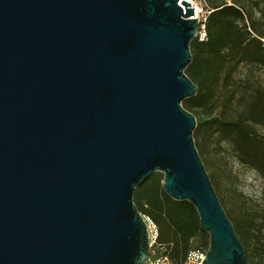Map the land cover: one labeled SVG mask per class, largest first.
I'll return each instance as SVG.
<instances>
[{
	"label": "water",
	"instance_id": "obj_1",
	"mask_svg": "<svg viewBox=\"0 0 264 264\" xmlns=\"http://www.w3.org/2000/svg\"><path fill=\"white\" fill-rule=\"evenodd\" d=\"M179 1L0 0V264H142L133 198L156 171L196 210L202 264H249L182 106L197 21Z\"/></svg>",
	"mask_w": 264,
	"mask_h": 264
},
{
	"label": "trees",
	"instance_id": "obj_2",
	"mask_svg": "<svg viewBox=\"0 0 264 264\" xmlns=\"http://www.w3.org/2000/svg\"><path fill=\"white\" fill-rule=\"evenodd\" d=\"M228 1L230 3L227 0H206L213 10L207 22V39L204 42L196 39L191 42L192 49L199 53V58L203 56L201 61L209 66L210 74L198 75L196 57L192 58L191 64L184 71L191 81L198 82L196 95L182 102L188 112L196 111L195 115L191 113L196 118L193 133L196 137L204 129L203 118L218 109V96L208 87V78L216 76L214 66L225 60V53L237 55V66L253 64L264 70V0ZM248 85V80H237V116L223 114L209 124L226 135V140L235 147L237 159L241 163L264 178V134H260L258 129L264 128V87ZM162 197L166 218L179 235L184 257L192 239L201 233L196 210L189 202L174 201L163 191ZM133 202L138 212L142 213L143 206L138 194H134ZM237 215L236 233L249 264H264V210L258 213L239 211ZM202 236L208 238L205 233ZM204 246L208 247L207 241Z\"/></svg>",
	"mask_w": 264,
	"mask_h": 264
},
{
	"label": "rangeland",
	"instance_id": "obj_3",
	"mask_svg": "<svg viewBox=\"0 0 264 264\" xmlns=\"http://www.w3.org/2000/svg\"><path fill=\"white\" fill-rule=\"evenodd\" d=\"M228 3H230L227 0ZM258 18V16H256ZM195 39L192 40V42ZM227 52V51H224ZM191 57L197 59L198 75L208 76L209 66L199 58V53L192 49L190 44ZM225 60L214 66L215 77H209V85L218 96V109L203 118L204 129L198 137L193 136L195 148L204 166L212 188L228 216L235 232H237V214L239 211L250 210L260 212L264 210V178L249 166L237 159V152L227 140L226 135L219 131L216 126L209 124L214 118L220 115L237 116V80H248L250 85L264 87V70L262 67L253 64H239L237 66V55L224 54ZM194 85L198 83L192 80ZM233 96V99H231ZM209 108L211 107L208 106ZM196 114V111L191 112ZM260 134H264V128H258ZM164 174L156 171L147 177L136 187L134 194H138L141 205L150 216L157 219L162 228V241L173 243V252L182 257L179 235L171 230L165 215V204L162 197ZM264 234V230L262 231ZM207 236V234H206ZM205 242L209 239L201 238Z\"/></svg>",
	"mask_w": 264,
	"mask_h": 264
},
{
	"label": "built area",
	"instance_id": "obj_4",
	"mask_svg": "<svg viewBox=\"0 0 264 264\" xmlns=\"http://www.w3.org/2000/svg\"><path fill=\"white\" fill-rule=\"evenodd\" d=\"M182 0L179 1V3ZM191 5L194 10L197 29L195 39L204 42L207 39V22L213 10L209 7L206 0H184ZM183 11L184 8L182 7ZM264 43V39L262 40ZM144 208L147 206L144 204ZM141 219L145 225L147 232V255L142 264H202L207 254V247L203 245L201 240L202 232L199 233L190 242L184 257L177 256L173 252V243H164L162 241V228L157 219L147 214L145 211L140 213ZM171 230H173L171 228Z\"/></svg>",
	"mask_w": 264,
	"mask_h": 264
}]
</instances>
